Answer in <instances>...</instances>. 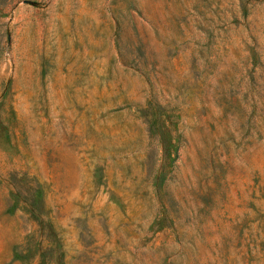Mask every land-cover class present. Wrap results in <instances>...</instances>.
Returning <instances> with one entry per match:
<instances>
[{"label":"rangeland","instance_id":"374dc122","mask_svg":"<svg viewBox=\"0 0 264 264\" xmlns=\"http://www.w3.org/2000/svg\"><path fill=\"white\" fill-rule=\"evenodd\" d=\"M0 264H264V0H0Z\"/></svg>","mask_w":264,"mask_h":264}]
</instances>
